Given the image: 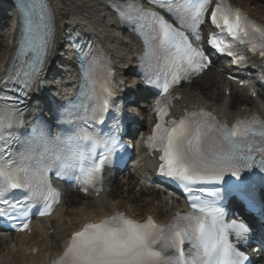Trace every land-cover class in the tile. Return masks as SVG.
Segmentation results:
<instances>
[{"label":"snow or ice","instance_id":"obj_1","mask_svg":"<svg viewBox=\"0 0 264 264\" xmlns=\"http://www.w3.org/2000/svg\"><path fill=\"white\" fill-rule=\"evenodd\" d=\"M149 2L160 11L131 2L112 7L119 20L132 25L142 38L141 62L155 76L147 77L146 83L161 89L153 109L157 122L146 146L160 152L159 174L184 189L191 211L177 212L163 224L152 217L136 220L120 211L99 222H86L71 234L54 264H245L249 257L237 245L246 244L252 230L242 221L227 222L220 202L234 197L256 211L249 193L251 180L244 174L253 169L264 174V119L254 114L229 126L204 110L169 118L170 89L212 63L204 50L193 46L189 33L200 41V29L210 23L216 31L207 39L209 48L239 66L245 57L239 54L238 45L264 57V27L225 0H217L210 15L206 14L211 0ZM18 9L15 55L0 76V218L8 220L25 218L34 201L42 203L41 216L51 213L58 194L51 186L50 172L58 178L70 176L84 191L87 186L96 187L103 167L121 148L118 131L107 138L95 131L115 94L109 81L111 68L90 47L85 50L71 37L80 59L84 96L94 102L91 107L80 105L83 126L66 139H52L40 125L21 137L23 98L43 83L56 40L54 15L46 0H19ZM97 149H103L98 159ZM201 183L219 185L212 200L196 194L206 191L194 187ZM14 191L27 195L22 200L8 199L7 194ZM28 227L23 223L19 230Z\"/></svg>","mask_w":264,"mask_h":264},{"label":"bare ground","instance_id":"obj_2","mask_svg":"<svg viewBox=\"0 0 264 264\" xmlns=\"http://www.w3.org/2000/svg\"><path fill=\"white\" fill-rule=\"evenodd\" d=\"M234 1L241 2L242 5L249 9L250 5L254 4V10L257 12L259 10V13L262 15L257 18L264 19V1H262L261 4L250 0ZM55 6L59 15H61L62 10H74L80 16L79 18L83 23H88L90 28L100 34V36L110 44L112 49H117L115 53H121L118 47H121L122 50H126L129 47V44L119 39L120 36L111 27L110 19L103 7L102 0H63V2L60 1L59 3L55 1ZM66 21L67 20H63L61 26L66 23L74 22L73 19L69 20V22ZM6 36V33L2 34L0 39V68L4 64L5 56L8 51V42L4 41ZM205 74H207V72L195 78L191 84L186 85L183 90L186 96L192 99L199 97L202 101L226 115L238 112L246 113L253 108H257L254 100H251L245 93L239 90H232L228 97V99H230L229 104L223 105L222 101L225 96L220 89L222 88L223 76H206ZM196 94L197 96L195 97ZM241 106H244L243 111H241ZM135 182L134 185L125 184L124 186H119L116 184L115 188L111 190L110 193L104 194L98 199L87 196L84 197L75 193L70 194L69 202L60 210L59 216L61 217L58 227L72 226L80 217L84 216V212L86 216H91L106 210L111 211L115 207L124 208L127 206L128 209L140 217L149 213L154 214L157 218L164 219L167 215L171 214L166 204L161 201V196L158 194L157 190L141 189L139 193L135 194L133 192L134 187L138 186L137 181ZM125 186H127L126 191H124ZM63 218H66L67 221H64ZM11 243H14L15 246L11 247ZM32 243H36L38 248H40L39 253L36 254V256H27L25 252L30 248ZM57 248L58 243L56 241H53L50 247L44 245V240H42L38 229H35L28 237L13 235L10 240H8V237L0 236V264H30L40 259L45 251H54L55 249L57 250ZM258 264H264V261Z\"/></svg>","mask_w":264,"mask_h":264},{"label":"rangeland","instance_id":"obj_3","mask_svg":"<svg viewBox=\"0 0 264 264\" xmlns=\"http://www.w3.org/2000/svg\"><path fill=\"white\" fill-rule=\"evenodd\" d=\"M259 15V13H257Z\"/></svg>","mask_w":264,"mask_h":264}]
</instances>
